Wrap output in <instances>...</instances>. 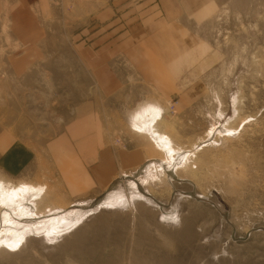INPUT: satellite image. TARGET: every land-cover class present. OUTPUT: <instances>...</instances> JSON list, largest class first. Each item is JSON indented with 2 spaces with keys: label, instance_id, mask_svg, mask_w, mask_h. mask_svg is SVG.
<instances>
[{
  "label": "rangeland",
  "instance_id": "obj_1",
  "mask_svg": "<svg viewBox=\"0 0 264 264\" xmlns=\"http://www.w3.org/2000/svg\"><path fill=\"white\" fill-rule=\"evenodd\" d=\"M200 2L172 20L188 36L182 68L155 85L118 61L106 116L144 147L141 166L86 190L71 186L59 156L18 176L0 168V264H264V0Z\"/></svg>",
  "mask_w": 264,
  "mask_h": 264
},
{
  "label": "crops",
  "instance_id": "obj_2",
  "mask_svg": "<svg viewBox=\"0 0 264 264\" xmlns=\"http://www.w3.org/2000/svg\"><path fill=\"white\" fill-rule=\"evenodd\" d=\"M197 1L0 0V168L18 176L59 156L71 186L86 190L141 166L144 147L125 143L106 116L118 61L155 85L182 68L188 36L172 20L187 21Z\"/></svg>",
  "mask_w": 264,
  "mask_h": 264
},
{
  "label": "bare ground",
  "instance_id": "obj_3",
  "mask_svg": "<svg viewBox=\"0 0 264 264\" xmlns=\"http://www.w3.org/2000/svg\"><path fill=\"white\" fill-rule=\"evenodd\" d=\"M148 106V105H147ZM156 108V107H155ZM156 112V111H155ZM148 114V113H147ZM156 114H158V113H155L154 115H156ZM150 115V114H149ZM153 115V116H154ZM136 116V115H135ZM156 122H158V120H155ZM152 122H153V120H152ZM151 122V123H152ZM153 124H155V122L153 123ZM153 124H151V126H150V129L148 128V134H151V138L156 142V144H158V146H161L162 147V149H163V151H166L167 153H168V155H169V157L171 158V160L173 159L174 160V157H173V153L175 152L172 148H171V146H170V141L168 140V136H165V135H163L162 134V132H161V134L160 133H158V131L156 132L154 129H153V127H154V125ZM156 126V125H155ZM139 129V132L141 131V132H143L144 133V131H145V129H146V126L144 125V126H140V127H138ZM147 131V130H146ZM145 134V133H144ZM147 134V135H148ZM146 135V134H145ZM146 135V136H147ZM177 154H179V152L177 153ZM176 156V155H175ZM177 158V157H176ZM181 159V158H180ZM180 162V161H179ZM175 163H176V160H175ZM181 163V162H180ZM174 165V164H173ZM178 165V164H177ZM182 165V164H181ZM175 166V165H174ZM16 188H17V190H16ZM15 190H16V193L15 194H17L18 196H20V197H22L23 195H21V194H25L26 192H27V190H26V188L25 187H22V185H21V187H15ZM14 190V191H15ZM11 192V191H10ZM12 193V192H11ZM6 194V193H5ZM14 195V194H13ZM13 195L12 196H9V197H6V195H5V198H7L6 200H5V204L7 205V207H11L12 205H15V207H16V209L17 210H19V212L20 213H22V212H24V213H27V206H25V205H23L22 203H20V201L18 202V200H14V198H13ZM4 196V195H3ZM2 196V197H3ZM32 196H37V195H35V192H34V194L32 195ZM38 197V199H39V196H37ZM5 198H3V199H5ZM23 198V197H22ZM35 199H37V198H35ZM108 200V199H107ZM39 201V200H38ZM31 203V202H30ZM2 204H3V202H2ZM33 204V203H32ZM36 205V204H35ZM37 206V205H36ZM36 206H34V207H36ZM13 207V206H12ZM12 207L10 208L11 210H15V208H13L12 209ZM36 209V208H35ZM12 211V212H13ZM35 211V210H34ZM8 212V211H7ZM15 213H16V210L14 211ZM18 212V211H17ZM33 213V212H32ZM39 213V212H38ZM9 214V213H8ZM29 214V213H28ZM18 215V214H17ZM26 215V214H25ZM31 215V214H30ZM33 215V214H32ZM37 215V214H36ZM7 216V215H6ZM21 216V215H20ZM43 216V215H42ZM55 216V215H54ZM24 217V216H23ZM34 217V216H33ZM38 217V216H37ZM47 217V216H46ZM61 217V216H60ZM10 219H11V217H10ZM8 220V221H11V220ZM46 220V219H45ZM13 221H15L14 219H13ZM42 222V221H41ZM16 224V223H15ZM13 225V224H12ZM30 225V224H29ZM11 228V227H10ZM13 229V228H12ZM14 230V229H13Z\"/></svg>",
  "mask_w": 264,
  "mask_h": 264
}]
</instances>
